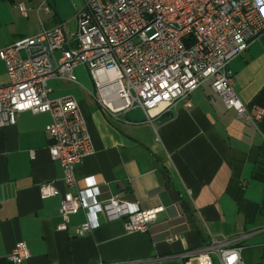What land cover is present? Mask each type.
<instances>
[{
    "label": "crops",
    "instance_id": "crops-1",
    "mask_svg": "<svg viewBox=\"0 0 264 264\" xmlns=\"http://www.w3.org/2000/svg\"><path fill=\"white\" fill-rule=\"evenodd\" d=\"M19 1L0 0V48L58 26L72 37L88 0H23L26 15ZM229 67L246 107H264V33ZM73 73L76 81L51 77L47 87L51 98L74 97L85 119L94 152L75 174L88 207L64 220L69 187L49 153L51 115L21 112L0 128V264L20 240L30 251L24 264H201L174 255L211 237H236L246 264H264V119L255 126L237 117L207 83L192 92L190 109L178 103L151 121L139 106L109 115L87 68L79 64ZM7 82L0 58V85ZM45 182L57 193L42 197ZM112 196L131 209H163L147 231L129 233L122 218L110 220L100 207ZM85 221L92 230L77 235Z\"/></svg>",
    "mask_w": 264,
    "mask_h": 264
},
{
    "label": "built area",
    "instance_id": "built-area-1",
    "mask_svg": "<svg viewBox=\"0 0 264 264\" xmlns=\"http://www.w3.org/2000/svg\"><path fill=\"white\" fill-rule=\"evenodd\" d=\"M17 6L26 15L24 1ZM43 9L48 11V6ZM262 33L264 0H88L77 13L72 37L58 26L0 48L8 76V82L0 85V128L15 124L23 111L51 115L45 129L51 140L49 153L59 161L69 187L60 207L67 220L88 207L75 167L94 147L76 99L49 97L48 79L59 76L76 81L73 69L84 65L95 97L109 115L139 106L148 121L178 103L190 109L192 92L207 83L237 117L257 126L264 119V107H246L235 90L229 62ZM40 193L54 195L57 188L45 182ZM100 207L108 219L122 218L129 233L147 231L163 209H131L117 196ZM92 227L85 221L75 232L83 235ZM176 239L178 235L166 237ZM236 240L211 237L174 256L195 258L201 264H246L243 247ZM29 256L26 242L17 241L8 264H24Z\"/></svg>",
    "mask_w": 264,
    "mask_h": 264
}]
</instances>
